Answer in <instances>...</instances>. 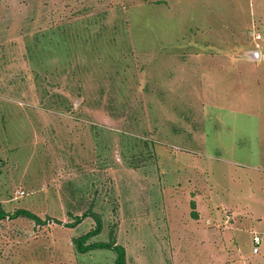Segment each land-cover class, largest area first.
Returning <instances> with one entry per match:
<instances>
[{"label":"rangeland","instance_id":"rangeland-1","mask_svg":"<svg viewBox=\"0 0 264 264\" xmlns=\"http://www.w3.org/2000/svg\"><path fill=\"white\" fill-rule=\"evenodd\" d=\"M0 210V264H114L93 214L127 264H264V0H0Z\"/></svg>","mask_w":264,"mask_h":264},{"label":"trees","instance_id":"trees-1","mask_svg":"<svg viewBox=\"0 0 264 264\" xmlns=\"http://www.w3.org/2000/svg\"><path fill=\"white\" fill-rule=\"evenodd\" d=\"M191 206L192 207L194 206L193 202H191ZM85 214L86 213H84V215ZM5 215H6V213L3 210H0V217H4ZM18 215H22V216L32 218L35 220L36 223H39L41 221V219L39 218L38 215H36L35 213H33L27 209H17V210H15V212H13L11 214L12 217H15ZM82 216L83 215L75 216L74 220L71 223H69V225H71V226L76 225L81 220ZM191 216L196 218L197 213L191 212ZM92 217L95 221L94 228L72 238L74 249L80 253H84V252H87V251L95 249V248L111 249L112 252L114 253V264H127L126 263L125 248L123 245L115 242L114 236L112 234L109 235V239L107 241H92V242L87 243V240L90 237L97 234L100 230L101 222H100L99 216L97 214H93Z\"/></svg>","mask_w":264,"mask_h":264},{"label":"built area","instance_id":"built-area-1","mask_svg":"<svg viewBox=\"0 0 264 264\" xmlns=\"http://www.w3.org/2000/svg\"><path fill=\"white\" fill-rule=\"evenodd\" d=\"M261 242V238L259 236V234L256 232V231H253L252 233V243H253V247H252V250L253 252H258L259 250V243Z\"/></svg>","mask_w":264,"mask_h":264}]
</instances>
